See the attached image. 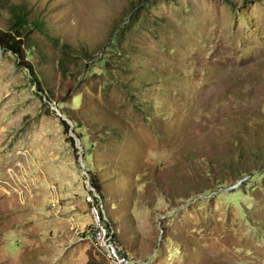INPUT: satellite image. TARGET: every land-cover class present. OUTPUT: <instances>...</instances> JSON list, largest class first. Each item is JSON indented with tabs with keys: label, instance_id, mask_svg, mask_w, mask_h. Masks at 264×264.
<instances>
[{
	"label": "rangeland",
	"instance_id": "obj_1",
	"mask_svg": "<svg viewBox=\"0 0 264 264\" xmlns=\"http://www.w3.org/2000/svg\"><path fill=\"white\" fill-rule=\"evenodd\" d=\"M14 5L42 87L0 50V264H111L97 212L137 264H264V0Z\"/></svg>",
	"mask_w": 264,
	"mask_h": 264
},
{
	"label": "trees",
	"instance_id": "obj_2",
	"mask_svg": "<svg viewBox=\"0 0 264 264\" xmlns=\"http://www.w3.org/2000/svg\"><path fill=\"white\" fill-rule=\"evenodd\" d=\"M11 24L9 25V28L7 29H0V46L3 51H10L17 56L22 58L23 65L33 74L34 79L36 80L37 84L41 86V83L39 81L38 75L36 74L33 65L24 59V46L26 45V42L28 44L31 43L30 39L26 38L28 37L29 26L31 23H33L35 26L38 25L37 22L34 20H31L29 18V10L26 8V6L22 5H14V7H11ZM64 50L68 51L70 48L69 44H63ZM60 67L62 69L63 74L66 76V60L65 58H62L60 60ZM71 120L76 122L73 117H70ZM65 125L66 130L70 129V126L66 121L63 122ZM71 141H73V138H71ZM74 143V142H73ZM91 186L97 190V192L101 193V188L94 180L91 178Z\"/></svg>",
	"mask_w": 264,
	"mask_h": 264
},
{
	"label": "built area",
	"instance_id": "obj_3",
	"mask_svg": "<svg viewBox=\"0 0 264 264\" xmlns=\"http://www.w3.org/2000/svg\"><path fill=\"white\" fill-rule=\"evenodd\" d=\"M98 211V210H97ZM97 222L90 238L111 264H137V260L125 249L118 239L115 228L109 220L101 219L97 212Z\"/></svg>",
	"mask_w": 264,
	"mask_h": 264
},
{
	"label": "water",
	"instance_id": "obj_4",
	"mask_svg": "<svg viewBox=\"0 0 264 264\" xmlns=\"http://www.w3.org/2000/svg\"><path fill=\"white\" fill-rule=\"evenodd\" d=\"M0 50H1V46H0ZM65 118H66V117H65ZM70 120H71V119H70ZM70 120H69V122H68V119H67V122H68V124L70 125V128H71V133H72V135H73V137H74V139H75L77 145L80 146L79 137H77V136L75 135V133H74V131H73L72 120H71V121H70ZM80 160H81L82 166L84 167L83 159L81 158ZM88 183H89V182H88ZM89 186H90L92 189H94V188L91 186V183H89Z\"/></svg>",
	"mask_w": 264,
	"mask_h": 264
}]
</instances>
